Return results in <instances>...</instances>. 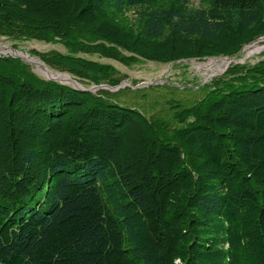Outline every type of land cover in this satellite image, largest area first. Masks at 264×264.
<instances>
[{
  "label": "trees",
  "instance_id": "16d2710c",
  "mask_svg": "<svg viewBox=\"0 0 264 264\" xmlns=\"http://www.w3.org/2000/svg\"><path fill=\"white\" fill-rule=\"evenodd\" d=\"M199 1L0 0V37L61 42L31 53L111 87L127 75L80 54L168 63L264 37V0ZM139 89L0 54V264H264V60L146 112L120 100Z\"/></svg>",
  "mask_w": 264,
  "mask_h": 264
},
{
  "label": "rangeland",
  "instance_id": "374dc122",
  "mask_svg": "<svg viewBox=\"0 0 264 264\" xmlns=\"http://www.w3.org/2000/svg\"><path fill=\"white\" fill-rule=\"evenodd\" d=\"M192 5L199 6V0H191ZM264 46V37L255 42L245 45L240 52L233 56H218L203 59H184L168 63H159L154 61L139 60L137 63L127 66L118 61L100 57L98 55L80 54V56L95 60L101 63H108L114 65L122 73L127 75L121 87L142 88L139 89L138 94L141 100L137 101L131 96H123L120 100L122 104H128L140 111L146 112L144 105L146 99L154 100L155 98H164L167 96L169 86L179 87L180 89H190L187 95L199 90L203 85L209 83L216 76L222 75L226 69L234 63H248L255 64L264 60V50L255 52L248 56V51L252 46ZM50 51L58 50L67 53V48L61 42H48L37 39H11L8 37H0V54L9 56H20L24 62L29 64L32 70L41 78L49 80V76L45 73L44 67L56 74L69 75L82 84V88L92 89L93 92H98L100 89H95L96 85L81 82L78 78L70 73L55 70L46 65L38 56L32 55V50ZM21 54V55H20ZM27 56V57H26ZM39 59L43 64L39 67L31 61V59ZM29 60V61H28ZM39 68V69H38ZM59 80V79H58ZM65 85L74 86L71 81L59 80ZM160 85V86H157ZM152 86V87H151ZM164 96V97H163ZM146 98V99H145ZM162 106L159 105L158 109Z\"/></svg>",
  "mask_w": 264,
  "mask_h": 264
},
{
  "label": "bare ground",
  "instance_id": "6f19581e",
  "mask_svg": "<svg viewBox=\"0 0 264 264\" xmlns=\"http://www.w3.org/2000/svg\"><path fill=\"white\" fill-rule=\"evenodd\" d=\"M264 50V46H256L254 45V47L252 46V48H250V50L248 51V56L254 54L255 52L257 53L258 51H263ZM21 55V54H20ZM27 57V56H26ZM29 61V60H28ZM32 62H34L35 64H37L39 67H42V63L39 61V59L37 60L36 58L35 59H31ZM39 69V68H38ZM44 70H45V73L49 76V77H52V78H55V79H59V80H64L66 82L68 81H73L75 82V84L79 87H82V84L79 83L78 81H74V78H71L69 75H63V74H56V73H53L52 71H50L47 67H44ZM58 80V81H59ZM101 87H95V89H100Z\"/></svg>",
  "mask_w": 264,
  "mask_h": 264
},
{
  "label": "water",
  "instance_id": "95a60500",
  "mask_svg": "<svg viewBox=\"0 0 264 264\" xmlns=\"http://www.w3.org/2000/svg\"><path fill=\"white\" fill-rule=\"evenodd\" d=\"M17 57H20V56H17ZM20 58H22V57H20ZM22 59H23V58H22ZM49 80L58 81V79H55V78H52V77H49ZM74 81H75V80H74ZM72 82H73V81H72ZM61 83H63V82H61ZM73 83H74V86H73V87L76 88V89H80V90H85V91L93 92L92 89L82 88V87L77 86V85L75 84V82H73ZM97 87L107 88V89H110V90L116 91V90H118L121 86H119V87H111V86H107V85H99V86H97Z\"/></svg>",
  "mask_w": 264,
  "mask_h": 264
}]
</instances>
